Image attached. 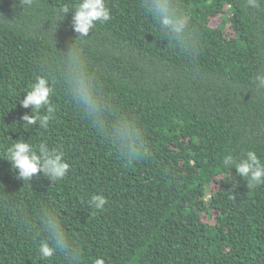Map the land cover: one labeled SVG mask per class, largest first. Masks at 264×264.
<instances>
[{
	"label": "trees",
	"instance_id": "16d2710c",
	"mask_svg": "<svg viewBox=\"0 0 264 264\" xmlns=\"http://www.w3.org/2000/svg\"><path fill=\"white\" fill-rule=\"evenodd\" d=\"M77 2L0 0V264H70L62 252H38L48 214L78 246L79 264H264V185L248 187L222 163L248 151L264 162V88L255 82L264 4L176 0L197 31L193 55L162 36L143 0H105L111 19L78 39ZM73 43L107 101L103 128L63 79ZM38 75L54 90L44 128L23 124L31 109L20 104ZM121 116L144 138L131 160L116 147ZM18 139L60 150L66 176L18 180L6 160ZM101 194L107 203L95 210L88 202Z\"/></svg>",
	"mask_w": 264,
	"mask_h": 264
},
{
	"label": "clouds",
	"instance_id": "9594fccd",
	"mask_svg": "<svg viewBox=\"0 0 264 264\" xmlns=\"http://www.w3.org/2000/svg\"><path fill=\"white\" fill-rule=\"evenodd\" d=\"M24 3L30 7L33 0H24ZM143 3L146 12L157 22L163 37L175 40L185 51L196 54L199 47L197 31L176 0H143ZM261 4H264V0H246L245 7L257 9ZM62 12L69 13L67 8L62 9ZM71 13V27L79 34L78 39L87 37L97 23L111 19L105 0H78ZM64 65L62 75L69 95L97 129L103 128L109 123L105 116L107 101L91 78L82 51L74 46V43L68 52L64 53ZM255 82L258 88H264V73L257 75ZM53 91L47 75L35 77L20 101L24 109H31L30 115L25 114L22 117L23 124L33 125L38 122L41 128L47 127L49 121L54 118V106L51 103ZM44 109L46 112L41 115ZM114 128L118 152L131 160L138 155L137 150L144 142L138 125L121 116L118 117ZM6 160L17 174L16 178L30 185L33 178L41 173L50 180H61L70 168L60 150L50 149L44 143L34 147L30 142L19 139L7 148ZM222 163L229 170L235 169L236 176L246 180L248 187L264 185V162H261L255 152L248 151L239 158L231 154L225 155ZM88 203L93 209L102 210L107 200L102 194L92 195ZM43 228L48 238L40 242V256L50 259L57 252H62L68 257L70 264H79V248L71 241L55 215H47ZM93 264H105V261L103 258H95Z\"/></svg>",
	"mask_w": 264,
	"mask_h": 264
},
{
	"label": "rangeland",
	"instance_id": "374dc122",
	"mask_svg": "<svg viewBox=\"0 0 264 264\" xmlns=\"http://www.w3.org/2000/svg\"><path fill=\"white\" fill-rule=\"evenodd\" d=\"M218 24H219V21H215V22H214V25H218Z\"/></svg>",
	"mask_w": 264,
	"mask_h": 264
}]
</instances>
